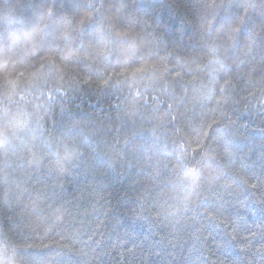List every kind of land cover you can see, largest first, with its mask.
I'll use <instances>...</instances> for the list:
<instances>
[{
    "label": "trees",
    "instance_id": "obj_1",
    "mask_svg": "<svg viewBox=\"0 0 264 264\" xmlns=\"http://www.w3.org/2000/svg\"><path fill=\"white\" fill-rule=\"evenodd\" d=\"M0 264H264V0H0Z\"/></svg>",
    "mask_w": 264,
    "mask_h": 264
}]
</instances>
